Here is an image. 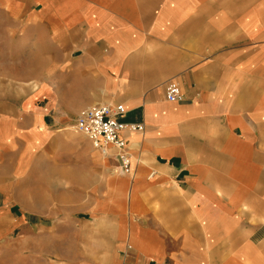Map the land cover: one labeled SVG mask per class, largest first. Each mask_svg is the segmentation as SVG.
<instances>
[{"label": "crops", "instance_id": "crops-1", "mask_svg": "<svg viewBox=\"0 0 264 264\" xmlns=\"http://www.w3.org/2000/svg\"><path fill=\"white\" fill-rule=\"evenodd\" d=\"M93 104L145 125L123 133L131 171L83 134L95 223L32 212L11 228L25 154L87 190L61 132ZM0 193V238L18 227L29 264H264V0H0Z\"/></svg>", "mask_w": 264, "mask_h": 264}, {"label": "rangeland", "instance_id": "rangeland-1", "mask_svg": "<svg viewBox=\"0 0 264 264\" xmlns=\"http://www.w3.org/2000/svg\"><path fill=\"white\" fill-rule=\"evenodd\" d=\"M66 136H70L71 149L67 153V148L64 154V165L71 166L72 177H74V169L80 165L87 163L88 177L86 191H67L62 188L59 182L60 175L56 174V169L50 174H46L47 167L51 169V163H47V155L44 151L36 152L32 156L31 153L25 154L20 160H14L17 164H22L23 169L26 170L23 174L17 173L10 176L11 189L7 191V195L13 198L14 206L13 212L19 217L8 216L11 228L15 220H20L29 216L32 212L39 214H49L53 216V220L58 222L62 220L63 216H67V211L71 210L73 219L85 218L89 220V224L95 223V207L94 204L99 197V192L96 191V184L100 183L101 174L96 168V163L90 157L91 149L87 145L85 136L80 132H76L74 128L73 118L67 119V128L63 132ZM67 140V138H65ZM67 147V142L64 144ZM37 154H39L37 156ZM41 156V158H39ZM52 158L51 155H49ZM56 165V162H54ZM20 167V166H19ZM110 170H117L116 166H110ZM102 177V176H101ZM4 198V193H0V199ZM0 213V222L3 219ZM4 221V220H3ZM20 226V224H19ZM20 229H10L8 234L0 238V264H29L31 256L29 254H19ZM24 245V244H23ZM55 257V256H53Z\"/></svg>", "mask_w": 264, "mask_h": 264}, {"label": "built area", "instance_id": "built-area-1", "mask_svg": "<svg viewBox=\"0 0 264 264\" xmlns=\"http://www.w3.org/2000/svg\"><path fill=\"white\" fill-rule=\"evenodd\" d=\"M166 97L169 101H180L183 98L180 87L170 82L167 85ZM122 104H93L78 114L75 121V129L87 136L93 146L104 155H110L118 160L117 170L123 173L131 171L132 156L128 142L123 133L142 132L145 130L143 123H127L119 119L125 113ZM114 148V155L110 149Z\"/></svg>", "mask_w": 264, "mask_h": 264}]
</instances>
